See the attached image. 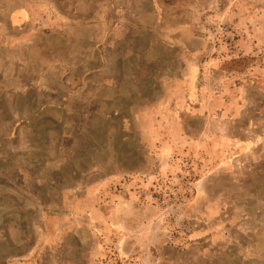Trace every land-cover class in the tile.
<instances>
[{
	"label": "rangeland",
	"instance_id": "374dc122",
	"mask_svg": "<svg viewBox=\"0 0 264 264\" xmlns=\"http://www.w3.org/2000/svg\"><path fill=\"white\" fill-rule=\"evenodd\" d=\"M0 264H264V0H0Z\"/></svg>",
	"mask_w": 264,
	"mask_h": 264
}]
</instances>
